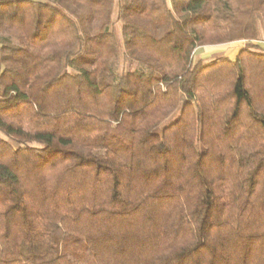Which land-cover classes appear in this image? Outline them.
<instances>
[{"label":"trees","instance_id":"1","mask_svg":"<svg viewBox=\"0 0 264 264\" xmlns=\"http://www.w3.org/2000/svg\"><path fill=\"white\" fill-rule=\"evenodd\" d=\"M263 31L264 0H0V264H264Z\"/></svg>","mask_w":264,"mask_h":264},{"label":"rangeland","instance_id":"2","mask_svg":"<svg viewBox=\"0 0 264 264\" xmlns=\"http://www.w3.org/2000/svg\"><path fill=\"white\" fill-rule=\"evenodd\" d=\"M113 20H114V22H115L114 29H115V31H116V33H117L118 38L120 39V32H119L120 24H119V22L117 21L116 10H115V12H114V14H113ZM262 38H264V31H263V36H262ZM238 43H239V42H238ZM240 43H241V44H242V43L244 44V42H240ZM224 45H225V44H224ZM227 46H231V45H227ZM205 47H207V46H205ZM224 48H225V46H224V47H217V46H210V47H207V48L205 49L206 51H203V52H201L200 54H197V53H196L194 59L201 58V59H204V60L207 61V62L212 61V60H215V59L218 58V57H217L218 55L224 53L223 51H219V50L224 49ZM227 48H228V47H227ZM217 51H218V52H217Z\"/></svg>","mask_w":264,"mask_h":264},{"label":"crops","instance_id":"3","mask_svg":"<svg viewBox=\"0 0 264 264\" xmlns=\"http://www.w3.org/2000/svg\"><path fill=\"white\" fill-rule=\"evenodd\" d=\"M254 44L257 45L262 51H264V42H255ZM227 45H231V46H227ZM224 46H225L224 49L219 50V51H223L224 53L218 55L217 57L218 58L227 57V58L233 59L237 55V53L242 49L243 43L241 44L240 42L239 43L234 42V43H229L225 45H219L217 47H224ZM207 47H210V46H207ZM207 47H203L197 53L200 54L201 52L206 51L205 49Z\"/></svg>","mask_w":264,"mask_h":264}]
</instances>
